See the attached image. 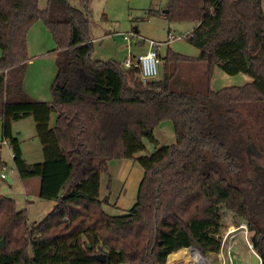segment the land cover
Here are the masks:
<instances>
[{
    "label": "trees",
    "instance_id": "1",
    "mask_svg": "<svg viewBox=\"0 0 264 264\" xmlns=\"http://www.w3.org/2000/svg\"><path fill=\"white\" fill-rule=\"evenodd\" d=\"M166 9L169 20L194 24L186 40L200 53L168 48L164 77L144 83L135 66L92 58L91 14L70 0H48L44 9L40 0H0L3 140L20 178H38L40 197L56 201L30 226L26 210L0 192V264H165L190 245L217 253L221 205L247 222L264 264V167L252 168V153L264 154L263 0H170ZM39 21L58 52L51 102L24 88L28 33ZM189 63L205 64V76L188 80ZM216 66L253 80L212 90ZM29 116L44 154L35 164L26 163L12 127ZM169 120L176 142L140 155ZM114 159L133 160L144 173L136 203L121 215L100 198Z\"/></svg>",
    "mask_w": 264,
    "mask_h": 264
},
{
    "label": "rangeland",
    "instance_id": "2",
    "mask_svg": "<svg viewBox=\"0 0 264 264\" xmlns=\"http://www.w3.org/2000/svg\"><path fill=\"white\" fill-rule=\"evenodd\" d=\"M169 1L70 0V4L74 7L87 10L91 14L90 31L91 36L96 39L93 43L94 51L92 58L101 61H116L124 65V62L128 58L134 56L131 53L138 52L137 43H144L149 48L151 41L163 44L160 48L162 55L166 54L168 48H171L173 51L186 56H198L199 50L185 39V36L190 33L192 23L171 21L164 16L163 12L167 8ZM47 2L48 0H40V7L42 9L46 8ZM40 28H44V31L40 32ZM31 29L34 30V33ZM31 29L32 33H28L30 51L34 54L32 48H41L45 50V55L38 58L32 57L34 61L30 63L29 81L38 73L42 77V84H44L49 77L54 75V55L51 51L56 47V43L50 31L44 27L42 21H39L36 26L34 24ZM125 36L128 37L127 40ZM34 45L35 47H33ZM123 45H128V47L121 48ZM33 54L30 55L32 56ZM191 66L189 63L185 64L183 68L186 72H191L195 76L200 72V78L205 76L207 71L205 64H201L200 67L195 65L194 68ZM38 67H42L41 71L36 69ZM163 77V71H159L157 78ZM252 80V77L248 74L242 73L240 77H235L234 75L226 74L217 67L211 77L210 86L212 90L218 91L224 87L242 86ZM46 93H49V91L47 92L46 90ZM56 118V114H53L51 120L52 126L55 125ZM12 127L14 134L20 141L22 154L26 163L35 164L42 162L44 160L43 148L33 117L29 116L14 121ZM154 133L157 142L151 143L146 141L147 148L140 155H150L155 149L176 142L173 124L170 120L158 125ZM0 157L6 163L3 170L6 177L0 181V192L3 195L12 197L19 210H26L29 225L32 226L33 223L41 221L53 211L56 201L40 197V180L38 178H31L25 181L20 178L13 160V151L10 145L6 141H3L1 121ZM255 166L264 167V154L252 153V168H255ZM143 174L142 167L133 160L114 159L109 161L108 172L103 173L101 176L100 198L103 199L105 196H108L114 204H105L104 208L111 214L121 215L127 213L137 201L138 188ZM221 211L223 217L219 236L222 239L230 228L239 227L246 221L242 217L235 215L225 205H221ZM2 239H4V244L6 245L5 238L3 237ZM235 240L237 241L235 246L236 264H250L248 260V247L243 237L239 235ZM190 247L192 249L196 248L193 245H190ZM181 249L174 253L181 251ZM196 250L201 253L200 255L196 251L202 259L199 264L220 263V252L204 254L198 248ZM193 251L195 250L186 248L185 257L182 256L183 254H180V256L171 259L169 255L165 264H198L193 257Z\"/></svg>",
    "mask_w": 264,
    "mask_h": 264
},
{
    "label": "built area",
    "instance_id": "3",
    "mask_svg": "<svg viewBox=\"0 0 264 264\" xmlns=\"http://www.w3.org/2000/svg\"><path fill=\"white\" fill-rule=\"evenodd\" d=\"M128 38V37H127ZM163 44L160 42L151 41L150 46L147 51L134 55L128 58L124 62V66L127 68L137 67L140 70V77L144 83H147L155 78H157L160 66L162 64L160 48ZM4 168H0V181L4 180L6 174L3 172ZM253 231L248 227V224L242 223L239 227L230 228L226 235L222 238L221 249H220V263L219 264H236L235 259V246L237 236H242L243 240L246 242L248 247V260L251 264V254L254 253L259 258V263L262 264L261 256L256 252L254 243L252 240Z\"/></svg>",
    "mask_w": 264,
    "mask_h": 264
},
{
    "label": "crops",
    "instance_id": "4",
    "mask_svg": "<svg viewBox=\"0 0 264 264\" xmlns=\"http://www.w3.org/2000/svg\"><path fill=\"white\" fill-rule=\"evenodd\" d=\"M166 10V9H165ZM165 10H164V12H163V14H164V16H165ZM39 22H37L36 24H35V26L38 24ZM43 23V22H42ZM43 25H44V23H43ZM40 27H42V26H40ZM44 27L46 28V29H48L45 25H44ZM43 29V30H42ZM194 29V24L192 23V25L190 26V33L192 32V30ZM32 30V29H31ZM30 30V32H29V34L30 33H32V31H33V33H34V30H32L31 31ZM44 31V28H40V32H43ZM48 31H49V29H48ZM136 32H138V31H136ZM51 33V32H50ZM189 33V34H190ZM28 34V35H29ZM45 34V33H44ZM52 35V34H51ZM188 36V35H187ZM187 36H185V39H186V37ZM53 37V36H52ZM92 37V36H91ZM173 37V36H172ZM28 39V53H29V62H28V67H27V72H26V75H25V79H24V88H25V90H26V92L34 99V100H37V101H43V102H51L52 101V94H51V86H52V83H53V80L55 79V77H56V74H57V65H56V59H57V54H58V52H57V47H54L53 49H52V53H53V55H54V58H53V67H54V69H55V71H54V75L53 76H51V77H49L48 79H47V81H45V83L44 84H42V77H40V75L37 73V75H35L34 76V78H31L30 79V81H29V75H30V71H29V68H30V63H32L34 60L32 59V57L33 58H35V57H39V56H43V55H45V50L44 49H41V48H39V49H34V48H32L33 49V51H34V54L30 51V48H29V38H27ZM125 39L127 40L128 38H127V36H125ZM96 39L94 38V37H92V39H91V41L94 43V41H95ZM137 47H138V52H135V53H131V55H138V54H140V53H143V52H145V51H147V49H148V47L146 46V45H142L141 43H137ZM33 47H35V45L33 46ZM125 47H128V45H123L121 48H125ZM199 50V49H198ZM199 53H200V51H199ZM30 54H33L32 56L30 55ZM198 56H199V54H198ZM198 56H190V57H198ZM202 63H199V64H197V67H200V65H201ZM162 65H163V62H162V64H161V66H160V72H161V69H162ZM195 65V64H194ZM37 67V66H36ZM191 67H193V65L191 66ZM218 66H216L215 67V69L217 68ZM194 68V67H193ZM220 68V67H219ZM36 69H38L39 71H41L40 69H42V67H38V68H36ZM35 69V70H36ZM215 69H214V71H215ZM221 69V68H220ZM37 70V71H38ZM222 70V69H221ZM223 71V70H222ZM200 73V72H199ZM199 73L197 74V76H195V74L194 75H192V73L191 72H187V79L188 80H198V79H200V77H199ZM227 74V73H226ZM242 75V73H239V74H236V75H234L235 77H240ZM231 76H233V75H231ZM238 79H242V78H238ZM251 82V81H250ZM250 82H248V83H250ZM46 90H47V92L49 91V93H46ZM34 119V118H33ZM0 121H1V119H0ZM35 121V120H34ZM35 124H36V122H35ZM1 127H2V138H3V126H2V121H1ZM36 129H37V127H36ZM4 141V140H3ZM43 148V147H42ZM23 181H25V180H23ZM101 186H102V180H101ZM100 192H101V189H100ZM105 197H107V196H105ZM109 204H114V202H112L111 201V199H110V201H109ZM55 208V207H54ZM183 249H186V248H183ZM182 250V249H181ZM173 254V253H172ZM185 257V256H184ZM249 257V256H248Z\"/></svg>",
    "mask_w": 264,
    "mask_h": 264
},
{
    "label": "water",
    "instance_id": "5",
    "mask_svg": "<svg viewBox=\"0 0 264 264\" xmlns=\"http://www.w3.org/2000/svg\"><path fill=\"white\" fill-rule=\"evenodd\" d=\"M165 12H167V9L165 10ZM137 31V30H136ZM0 246L1 247H4L5 246V244H4V239H2L1 241H0ZM195 248V247H194ZM195 249H197V248H195ZM95 258L97 259V260H100V261H105V259H106V255L105 254H96L95 255ZM259 263V258H258V256L256 255V254H254V253H252L251 254V264H258Z\"/></svg>",
    "mask_w": 264,
    "mask_h": 264
},
{
    "label": "bare ground",
    "instance_id": "6",
    "mask_svg": "<svg viewBox=\"0 0 264 264\" xmlns=\"http://www.w3.org/2000/svg\"><path fill=\"white\" fill-rule=\"evenodd\" d=\"M190 249H191V250H195V251H193V257H194V259L198 262V264L201 263V261H202V259H201V257H200L201 253H200L198 250H196V249H192L191 247H190ZM196 251H197L200 255H199ZM185 252H186V249H183V250H181V251H179V252H177V253L170 254V257H171V259H172V258H175V257H177V256H180V254H183L182 256H185V255H186Z\"/></svg>",
    "mask_w": 264,
    "mask_h": 264
}]
</instances>
